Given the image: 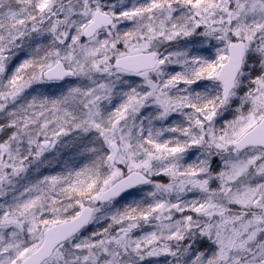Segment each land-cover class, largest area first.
<instances>
[{"label": "snow or ice", "instance_id": "6c2138e0", "mask_svg": "<svg viewBox=\"0 0 264 264\" xmlns=\"http://www.w3.org/2000/svg\"><path fill=\"white\" fill-rule=\"evenodd\" d=\"M0 264H264V0H0Z\"/></svg>", "mask_w": 264, "mask_h": 264}]
</instances>
